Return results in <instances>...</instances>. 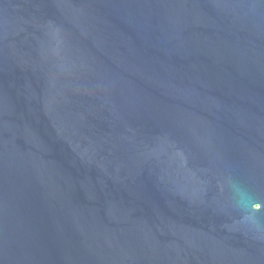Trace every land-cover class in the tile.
Segmentation results:
<instances>
[{"label": "water", "instance_id": "95a60500", "mask_svg": "<svg viewBox=\"0 0 264 264\" xmlns=\"http://www.w3.org/2000/svg\"><path fill=\"white\" fill-rule=\"evenodd\" d=\"M0 264H264V0H0Z\"/></svg>", "mask_w": 264, "mask_h": 264}]
</instances>
